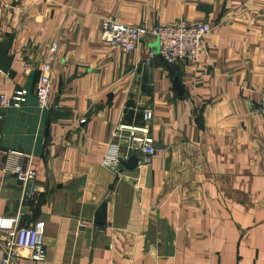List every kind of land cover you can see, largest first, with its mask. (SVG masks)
I'll return each instance as SVG.
<instances>
[{
    "label": "crops",
    "instance_id": "0c3cea01",
    "mask_svg": "<svg viewBox=\"0 0 264 264\" xmlns=\"http://www.w3.org/2000/svg\"><path fill=\"white\" fill-rule=\"evenodd\" d=\"M107 15L125 25L206 22V51L194 66H165L153 41L122 54L99 41ZM1 43L12 61L0 93L28 95L2 113L0 218L41 222L45 251L42 263L19 251L10 264H264V120L254 113L264 0H0ZM52 44L51 108L40 113L36 67ZM144 108L150 163L102 168L109 129L139 125ZM10 152L34 170L35 199L3 171Z\"/></svg>",
    "mask_w": 264,
    "mask_h": 264
},
{
    "label": "built area",
    "instance_id": "2783aa9c",
    "mask_svg": "<svg viewBox=\"0 0 264 264\" xmlns=\"http://www.w3.org/2000/svg\"><path fill=\"white\" fill-rule=\"evenodd\" d=\"M210 27L206 22L174 24L156 23L149 25L145 19L133 25L121 24L113 16L107 15L100 19L98 25L99 41L122 54H130L137 50L142 42L157 43V56L165 66L192 65L194 66L206 51V36ZM55 45L48 48V59L40 62L36 67L37 80L33 88V97L40 113L47 112L51 106L48 103L49 76L51 73V58ZM154 55L147 53L144 65H148ZM25 67V65H24ZM27 91L14 90L11 94L0 93V122L2 113L8 110L20 109L26 101ZM54 108V107H53ZM254 113L264 120V91L260 92L257 108ZM152 111L144 108L141 111V123L116 124L109 129L105 142L100 166L114 174H118L120 162L127 160L130 155L136 157V168L147 166L154 155L153 138L149 131ZM82 123L83 120H79ZM8 164L4 172L10 173L20 186L22 199L36 198L35 172L29 163L22 165L16 162L20 158L17 153L8 154ZM14 159V162L11 161ZM84 227L83 222L77 223ZM0 264L12 263L20 254L27 253V259L42 263L45 261V251L42 241V224L18 223L17 218H0Z\"/></svg>",
    "mask_w": 264,
    "mask_h": 264
},
{
    "label": "water",
    "instance_id": "95a60500",
    "mask_svg": "<svg viewBox=\"0 0 264 264\" xmlns=\"http://www.w3.org/2000/svg\"><path fill=\"white\" fill-rule=\"evenodd\" d=\"M154 46H157V43L155 42ZM157 51V50H156ZM157 53V52H156ZM12 61V56H8L6 54V46L1 43L0 44V72L6 73L10 63ZM171 89L173 92L178 96L182 94L183 89L180 85V82L178 80V77H174L171 81ZM136 168V157L134 155H130L127 160L120 162V168L118 170V173L123 172L124 170H135ZM93 224L97 226H103L105 224V203L102 202L97 210L94 212L92 217Z\"/></svg>",
    "mask_w": 264,
    "mask_h": 264
}]
</instances>
